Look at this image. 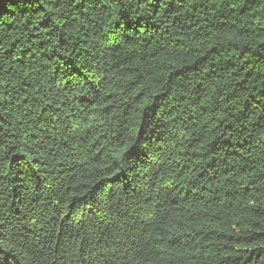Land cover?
Returning <instances> with one entry per match:
<instances>
[{
  "label": "trees",
  "instance_id": "16d2710c",
  "mask_svg": "<svg viewBox=\"0 0 264 264\" xmlns=\"http://www.w3.org/2000/svg\"><path fill=\"white\" fill-rule=\"evenodd\" d=\"M0 264H264V0H0Z\"/></svg>",
  "mask_w": 264,
  "mask_h": 264
}]
</instances>
